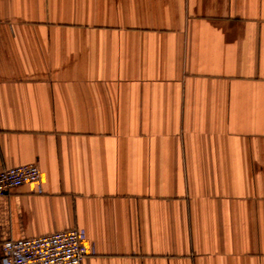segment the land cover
Masks as SVG:
<instances>
[{"label":"crops","instance_id":"obj_1","mask_svg":"<svg viewBox=\"0 0 264 264\" xmlns=\"http://www.w3.org/2000/svg\"><path fill=\"white\" fill-rule=\"evenodd\" d=\"M2 244L81 228L83 264H264V0H0Z\"/></svg>","mask_w":264,"mask_h":264},{"label":"built area","instance_id":"obj_2","mask_svg":"<svg viewBox=\"0 0 264 264\" xmlns=\"http://www.w3.org/2000/svg\"><path fill=\"white\" fill-rule=\"evenodd\" d=\"M40 180L38 165L33 162L0 169V194L26 183ZM81 228L57 230L47 234L3 242L1 264H83L94 253L83 244Z\"/></svg>","mask_w":264,"mask_h":264}]
</instances>
